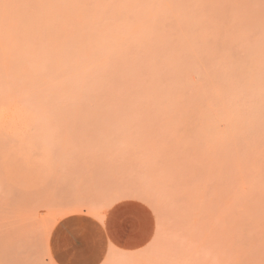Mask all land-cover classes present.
I'll return each mask as SVG.
<instances>
[{
	"label": "rangeland",
	"instance_id": "obj_1",
	"mask_svg": "<svg viewBox=\"0 0 264 264\" xmlns=\"http://www.w3.org/2000/svg\"><path fill=\"white\" fill-rule=\"evenodd\" d=\"M96 233V264H264V0H0V264Z\"/></svg>",
	"mask_w": 264,
	"mask_h": 264
},
{
	"label": "crops",
	"instance_id": "obj_2",
	"mask_svg": "<svg viewBox=\"0 0 264 264\" xmlns=\"http://www.w3.org/2000/svg\"><path fill=\"white\" fill-rule=\"evenodd\" d=\"M86 236V239L85 237ZM84 239L87 241L88 240V243L89 244H92L90 247L93 248V245H95L97 247V250L96 248L94 247L92 250H88L87 252H82L79 254H74L73 256H71L74 261H77L78 263L77 264H96V263H100L103 259V251L100 250V241H101V236H98L97 233L96 234H86L84 235ZM82 237V238H83ZM83 239V241H84ZM62 261L64 262H67L68 259H63ZM62 261H60L61 264H65V263H62Z\"/></svg>",
	"mask_w": 264,
	"mask_h": 264
}]
</instances>
